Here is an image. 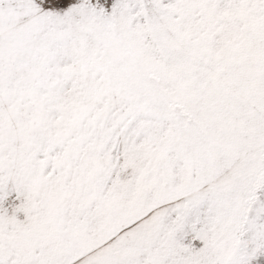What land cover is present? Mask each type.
<instances>
[{"label": "snow or ice", "instance_id": "snow-or-ice-1", "mask_svg": "<svg viewBox=\"0 0 264 264\" xmlns=\"http://www.w3.org/2000/svg\"><path fill=\"white\" fill-rule=\"evenodd\" d=\"M0 264H264V0H0Z\"/></svg>", "mask_w": 264, "mask_h": 264}]
</instances>
